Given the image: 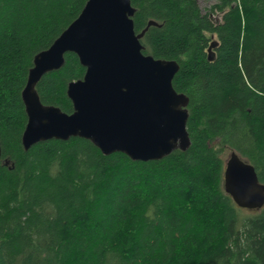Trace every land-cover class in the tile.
<instances>
[{
  "label": "trees",
  "instance_id": "16d2710c",
  "mask_svg": "<svg viewBox=\"0 0 264 264\" xmlns=\"http://www.w3.org/2000/svg\"><path fill=\"white\" fill-rule=\"evenodd\" d=\"M87 1L0 0V264H264V207L225 193L223 157L236 152L264 184V0H131L137 34L157 23L143 52L180 64L186 151L133 161L83 138L25 151L35 56ZM85 72L67 53L37 86L43 104L72 113L68 85Z\"/></svg>",
  "mask_w": 264,
  "mask_h": 264
},
{
  "label": "water",
  "instance_id": "95a60500",
  "mask_svg": "<svg viewBox=\"0 0 264 264\" xmlns=\"http://www.w3.org/2000/svg\"><path fill=\"white\" fill-rule=\"evenodd\" d=\"M135 12L131 0H88L50 48L35 56L22 91L25 151L48 140L83 138L106 156L124 153L133 161L149 162L191 146L190 100L173 86L180 64L143 52L141 40L157 23L151 21L137 34ZM216 46L213 42L208 49L210 61ZM67 53L76 54L86 69L83 79L68 85L70 114L43 104L37 91L44 75L64 66ZM224 190L240 208L264 207V184L255 167L234 151L226 160Z\"/></svg>",
  "mask_w": 264,
  "mask_h": 264
},
{
  "label": "rangeland",
  "instance_id": "374dc122",
  "mask_svg": "<svg viewBox=\"0 0 264 264\" xmlns=\"http://www.w3.org/2000/svg\"><path fill=\"white\" fill-rule=\"evenodd\" d=\"M199 3H200V6L202 7V9H204L206 7L208 8L211 5V3L207 2L206 0H199ZM229 155H230V152H225L223 154L224 159L227 160Z\"/></svg>",
  "mask_w": 264,
  "mask_h": 264
}]
</instances>
